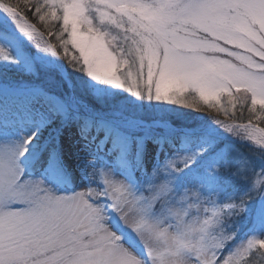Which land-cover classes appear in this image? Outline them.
Segmentation results:
<instances>
[{
    "label": "snow or ice",
    "instance_id": "obj_1",
    "mask_svg": "<svg viewBox=\"0 0 264 264\" xmlns=\"http://www.w3.org/2000/svg\"><path fill=\"white\" fill-rule=\"evenodd\" d=\"M45 32L54 43H42ZM24 39L88 80L78 84L53 66L48 87L65 99L27 88V130L6 142L11 125L0 122V264H264V239L233 243V222L249 197L219 204L204 192L198 161L214 138L148 172L139 145L126 167L130 153L99 136L102 118L93 115L109 105L112 89L123 90L247 120L208 115L264 149V0H0V45L19 52L0 46V91L9 64L36 71ZM82 87L94 103H81ZM237 104L239 115L231 112ZM73 123L81 141L74 164L88 187L57 192L49 183L69 174L61 137ZM237 163L233 175L264 195V172L247 159Z\"/></svg>",
    "mask_w": 264,
    "mask_h": 264
},
{
    "label": "rangeland",
    "instance_id": "obj_2",
    "mask_svg": "<svg viewBox=\"0 0 264 264\" xmlns=\"http://www.w3.org/2000/svg\"><path fill=\"white\" fill-rule=\"evenodd\" d=\"M50 37L51 35L45 34L42 43L51 42ZM0 46L8 47L14 56L19 55L18 50L12 45ZM23 47L32 57L36 58V71L34 72L29 71L28 63L22 64L30 73H37L38 62L49 67L61 66L62 74L68 72L67 64L64 61L37 49L26 39L23 41ZM10 65H8L9 70L13 69V66L10 67ZM68 74L70 73L68 72ZM25 77V75L10 73L7 79H23ZM89 84L91 85V82ZM3 85V90L0 91V122L11 125L4 137L7 142L19 135L21 127H24L25 131L27 130L24 121L28 116L27 108L30 99L25 90L30 87L10 89ZM96 86L102 87L98 84ZM57 90L60 91L59 88ZM61 99H65V97H61ZM88 100H90L88 96H82L81 103L92 104ZM225 103H227V97H221L220 107L222 108ZM190 111L191 109L181 106L138 99L123 90L112 89L109 105L100 111L95 110L93 115L102 118V122L97 128L99 136H110L130 153L126 159V167L135 165L137 145H139L144 169L148 172H151L155 166H165L171 159H180L183 156L191 155L203 146L205 140L214 138L212 139L214 148L205 153L198 161L201 178L206 181L204 192L207 196L214 197L219 204L238 203L245 197H249L244 213L236 217L233 222V229L236 233L233 243L236 245L245 243L253 237L264 239V227H262L264 224V195L252 192L251 179L233 175L238 167L237 162L243 159L251 162L255 172H264V150L250 141L224 132L214 123L212 117L198 115L193 110L192 114H188ZM209 115H218L220 119L228 123H241L228 119L223 112ZM126 119L129 120L128 123H116V121ZM160 127L162 128L159 129ZM257 127L259 128L260 125ZM177 132L179 133L177 134ZM190 134L199 136L200 141L191 139ZM216 140L225 142L215 145ZM61 143L64 147L69 174L65 178L53 176L49 186L57 192L70 193L84 190L88 187V181L84 178L83 170L76 168L74 164L75 154L81 145L75 123L64 128ZM23 165L26 168L33 167L27 158H24ZM192 167L197 168L198 165L194 164ZM215 167H218L220 171L211 172V169ZM185 171L187 172V170ZM209 173L211 174L209 175Z\"/></svg>",
    "mask_w": 264,
    "mask_h": 264
},
{
    "label": "trees",
    "instance_id": "obj_3",
    "mask_svg": "<svg viewBox=\"0 0 264 264\" xmlns=\"http://www.w3.org/2000/svg\"><path fill=\"white\" fill-rule=\"evenodd\" d=\"M40 30L43 31V29H40ZM45 34L50 36L46 32H45ZM50 39H51V42H53V43L55 42L54 39L52 38V36L50 37ZM60 54H61V56H63L62 51L60 52ZM11 66H13V69L9 70V72L11 74H20V75H25L26 77L23 79H7L4 82L3 86H6L10 89H22V88H26V87H33V86L39 85V86L44 87L50 94L58 95L60 98L64 97L60 94V91L57 90L58 88H56V87L49 88L48 87L49 79L53 75V73L51 71H49V69L52 67H49V66H47L41 62H38L37 73H32V72L30 73L24 65H17V66L16 65H10V67ZM67 68H68V71L70 73L71 79L76 81L78 84L81 81H87L88 80V78L83 76L81 73L73 71L69 65H67ZM89 82H88L87 87L90 89L91 85L89 84ZM81 91L84 93L82 96H88V98L90 99L88 101L94 103V98L92 95H89L87 92H85L83 87L81 88ZM204 107H207V106H204ZM97 111H100V110H97ZM221 112H223V111H220L219 114ZM231 112L234 113L235 115H239V105L237 104L236 108L232 109ZM195 113L198 115L208 116L209 114L218 113V112L213 108H208L207 113H201V112H197V111H195ZM188 114H192V110ZM233 121H237V122H241V123L247 122V120H233ZM191 127H194V126H191ZM224 142L225 141H223V140H216L214 143H215V145H217V144H221Z\"/></svg>",
    "mask_w": 264,
    "mask_h": 264
}]
</instances>
